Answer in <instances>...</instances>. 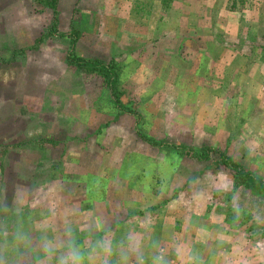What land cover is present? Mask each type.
<instances>
[{
  "label": "rangeland",
  "instance_id": "374dc122",
  "mask_svg": "<svg viewBox=\"0 0 264 264\" xmlns=\"http://www.w3.org/2000/svg\"><path fill=\"white\" fill-rule=\"evenodd\" d=\"M42 1L0 0V264H264V0Z\"/></svg>",
  "mask_w": 264,
  "mask_h": 264
},
{
  "label": "crops",
  "instance_id": "0c3cea01",
  "mask_svg": "<svg viewBox=\"0 0 264 264\" xmlns=\"http://www.w3.org/2000/svg\"><path fill=\"white\" fill-rule=\"evenodd\" d=\"M169 11H171V9L167 10L166 12H163L165 15L162 14L163 15L162 16V20H164L165 23L167 22ZM219 24H220V22H219ZM166 39H164V41H166L164 43H166V45L170 48L169 49V53H168L169 55H171L172 53H175V54L179 55V57H181V55H184L185 53L184 52L181 53L182 50L181 49L179 50V46H181V45H183V47L185 48V52L186 51L188 52V50H190V54H188V56H186L188 58V60H187V64H186L187 68H186L185 71L187 72L186 74H188V77H187L186 80H182L181 79L178 82L180 87H184L181 91L189 92V93H194V92L203 93V92H206V90L204 88V86L206 84L205 82L209 81L207 78H209L211 76L215 77L214 80H215L216 83L220 82V80H219L220 76H219L218 73H215V75H214V72L212 73V70H209L210 73L208 72V70H203L205 68V63H207V61H204L199 56V55H202V52H203V48H201V45L204 44V39L203 38H200V39H198V38H194V39L193 38H186L185 40H180L179 42L173 41L172 38L167 39V40ZM205 42L208 43V45H212V43L219 45V43H220V42H218L215 39L212 40V38L211 39L207 38L205 40ZM176 46H178V49H176ZM192 46H194V48ZM168 47H166V49ZM215 49H218V48L215 46ZM208 50H210V47H208ZM240 57H243V59H244L243 61H245V59L247 57L248 61L249 60H254L255 63L259 65V67H256L257 70H255L254 72L252 71V67L249 70V73L254 77V78L252 77V80H251V84H252V83H254L256 81L255 78L258 77V75H259L258 72H260L259 70H261L263 72V74H264L263 53L259 52L258 54L254 55V56H250V58L245 53V54H243V56L241 55ZM213 62H214V60H213ZM251 63H253V62H250V63L247 62V66H249ZM243 64H244V62H243ZM243 64H242V67L245 66V69H246V65L245 64L243 65ZM231 66H229V68ZM237 66L238 65L235 64L234 68H231V71L229 73H233L234 74L235 72L240 70L239 69L240 67H237ZM201 67H202V70L200 69ZM209 67H211V64L209 65ZM183 73L184 72H180V76H183ZM243 75H244V78L246 77V83H247V71L246 72L243 71ZM234 78H235V74H234ZM263 78H264V75H263ZM228 79L229 78H227V81H228ZM214 80L213 81L211 80V81L214 82ZM170 83L172 85V81H170ZM241 85H243V84H241ZM67 124H68V122L65 121L64 122V126H66ZM63 129H64V127H63ZM66 130H67V134H66L65 138L58 137L59 139H63V140H57L54 136L51 138V140H53L54 142H57L59 144H60V142L68 143V142L72 141L73 139L68 137L71 134L69 132L70 131L69 127ZM60 132L61 131H59L57 134H61ZM21 139H23V138H21ZM23 141L27 142L29 140L25 139ZM54 142H53V145H54ZM139 260H142V259H139Z\"/></svg>",
  "mask_w": 264,
  "mask_h": 264
},
{
  "label": "trees",
  "instance_id": "16d2710c",
  "mask_svg": "<svg viewBox=\"0 0 264 264\" xmlns=\"http://www.w3.org/2000/svg\"><path fill=\"white\" fill-rule=\"evenodd\" d=\"M41 2H43L41 0ZM45 3L50 7H54L55 2L54 0H45ZM74 41H70L71 46L73 45ZM72 54V53H71ZM69 55V59H70V63L76 65L77 67H84V68H92L93 70H97L99 71L100 74H102L104 77H107V84L109 86H113L116 84V77L115 74L113 73V71H111L108 67V65H104L103 63H101L98 60H92V59H85V58H79L72 55ZM111 65V64H110ZM147 141H149L150 143H156V142H152L149 140V138H147ZM208 150H210V148H208L207 146H205V148L201 151V157H203V159H206L208 157ZM214 150V149H213ZM223 163L235 170H239L238 166L234 163L231 162L229 159H226L223 161ZM241 177H243L246 182H248L250 185H255L258 186L260 190L264 191V183H262L261 181H259L256 178H253L252 176H249L247 174H241Z\"/></svg>",
  "mask_w": 264,
  "mask_h": 264
},
{
  "label": "clouds",
  "instance_id": "9594fccd",
  "mask_svg": "<svg viewBox=\"0 0 264 264\" xmlns=\"http://www.w3.org/2000/svg\"><path fill=\"white\" fill-rule=\"evenodd\" d=\"M60 264H83V256L77 248L73 247L68 256L61 258Z\"/></svg>",
  "mask_w": 264,
  "mask_h": 264
}]
</instances>
